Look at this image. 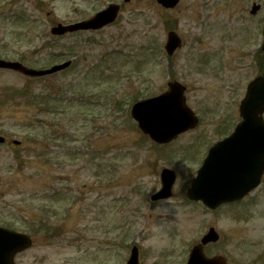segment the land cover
I'll return each mask as SVG.
<instances>
[{
  "label": "rangeland",
  "instance_id": "obj_1",
  "mask_svg": "<svg viewBox=\"0 0 264 264\" xmlns=\"http://www.w3.org/2000/svg\"><path fill=\"white\" fill-rule=\"evenodd\" d=\"M98 1L107 0L92 7L89 0H0L1 58L34 68L73 60L42 78L0 68V135L7 137L0 145V226L34 240L17 263L125 264L135 244L140 264H184L213 226L221 239L205 246L208 256L264 264V187L247 218L242 208L210 210L185 195L201 153L227 133L231 102L256 68L246 37L251 0H202L206 8L180 0L170 9L130 0L110 26L51 34L59 22L94 15ZM230 28L236 51L220 59V32ZM171 29L183 45L169 56ZM170 80L186 85L201 122L159 146L138 129L130 108L136 95H157ZM164 167L177 175L173 193L153 201Z\"/></svg>",
  "mask_w": 264,
  "mask_h": 264
},
{
  "label": "water",
  "instance_id": "obj_2",
  "mask_svg": "<svg viewBox=\"0 0 264 264\" xmlns=\"http://www.w3.org/2000/svg\"><path fill=\"white\" fill-rule=\"evenodd\" d=\"M166 5H175L178 0H162ZM117 15V8H107L92 18L75 24L63 25L58 24L52 28L53 34H64L68 31H77L79 29L100 28L103 25L113 21ZM182 40L175 32H169L166 49L169 54H173L175 50L180 47ZM70 61L63 64H57L49 69H34L29 68L19 61H7L0 59V67L10 68L29 76H42L51 74L70 65ZM250 93L258 90L264 91V77L257 78L250 85ZM257 87V89H254ZM185 86L178 81L169 83V90L157 97L145 99L134 104L132 108V115L135 117L140 128L149 133L150 136L157 142H169L174 139L179 133L195 127L198 119L194 116L193 111L186 103L184 96ZM252 91V92H251ZM251 98V96H250ZM247 100L241 106V113L245 117L244 122L238 127V132L243 128H248L252 133L251 140V154L254 156L264 157V120L260 114L264 111V99L260 102L261 108H251L248 106ZM5 138L0 136V142ZM233 136L227 138V142H222L216 145L211 150V155L215 154L220 149H232L230 146ZM262 169V168H261ZM216 175L223 172L221 164H217L212 168ZM261 171V170H260ZM258 173V172H257ZM256 173V174H257ZM204 170H200L198 176L195 178L187 195L190 198H202L207 205L212 208L217 207L222 201L230 200L235 197L233 194L241 191L246 192L248 189L254 187L258 182L255 180L247 188L236 187L235 183L223 181L220 177L212 176L204 183ZM164 187L162 191L153 196V198L166 197L170 195L172 184L175 176L170 170L165 169L162 174ZM219 234L214 228L202 238V243L195 245L191 251L190 258L187 264H226L222 256L206 257L203 253V245L210 241H217ZM32 244L31 238L24 234L9 229L0 227V264H15L14 258L16 253L25 250ZM127 264H139L138 251L134 247L132 255Z\"/></svg>",
  "mask_w": 264,
  "mask_h": 264
},
{
  "label": "flooded vegetation",
  "instance_id": "obj_3",
  "mask_svg": "<svg viewBox=\"0 0 264 264\" xmlns=\"http://www.w3.org/2000/svg\"><path fill=\"white\" fill-rule=\"evenodd\" d=\"M129 1L130 0H107V1H104V4H103V1H98V3L101 5L98 8H108L110 7V5L115 4L121 10L122 8H126L125 4ZM179 2L177 3V5L179 4ZM94 3L96 4L95 0H89L90 7H92ZM157 3L162 8H175L177 6L176 5L175 7H165L158 1ZM255 4H258V8L251 10V7ZM197 5H199L200 8L202 7L206 8L207 6H209L208 2L202 1V0L201 1L197 0ZM240 8H243V7L240 6ZM246 13H247V16L251 19V24L246 29V34H247L246 37H249V41L248 40L247 41L248 43H250V47H249V54H250V60H251L250 66H253L254 64L256 66V68L252 69L251 71L252 79H254L258 76H264V50L262 49V44L264 40V34H263L264 0H251L250 7L248 8V10H246ZM203 20H205V17H203ZM203 28H206V26H204ZM235 37H236V34H233V31L231 30V28H230V31L223 29L220 32V37H219L220 46L216 52V54L219 56L220 59H224L225 57L231 58V54L233 53V51H236V48L231 44L232 40L236 39ZM227 40H229V42ZM224 42L229 43V44L224 45ZM236 91H237V88L235 87L232 93L234 94ZM248 92H249V84L245 88L243 95L240 94L241 97L236 98L234 100V103L233 101L231 102V107L234 108L235 113H233V111L231 112L232 115L231 117H229L230 120L227 123L229 125L227 128L228 129L227 133H225V135L223 134V136L218 138L214 143L225 139L227 136H229L236 130L238 124L242 120L240 116V105L243 102V100L247 98ZM262 99H264L263 91L256 92L255 94H253L251 100L249 101L250 106L252 107L260 106L261 105L260 102ZM240 138H241V141H236L234 143L233 155L231 157H228L227 155H220L216 159V161H219L221 164L231 163L234 168L239 169L241 171V175L238 177V180H239L240 185L244 186L250 178L253 179L252 173L248 171L251 163L253 162V159L249 157V154L251 152L250 147L251 145H253V142L249 140V136L247 134L242 135ZM232 146H233V143H232ZM208 154H209V148L204 150L201 153L200 158L198 160L199 161L198 168H201L206 163ZM260 161L262 160L259 159V162ZM212 176H213V172L211 170H209L205 174L206 179ZM263 187H264V173L261 176V181L255 190L250 191L249 193L243 195L242 197L241 196L236 197V199L228 203H225V205L227 204L232 205L233 209H235L234 212H237L240 208H242V211H239V212L242 215H245L247 218V214L250 212V208L252 204L256 202V199H257V198H253V195H255V193H257V191H259ZM240 204H242V206Z\"/></svg>",
  "mask_w": 264,
  "mask_h": 264
}]
</instances>
